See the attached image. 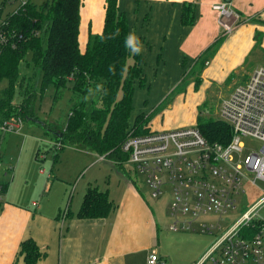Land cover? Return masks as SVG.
Here are the masks:
<instances>
[{
  "label": "rangeland",
  "instance_id": "1",
  "mask_svg": "<svg viewBox=\"0 0 264 264\" xmlns=\"http://www.w3.org/2000/svg\"><path fill=\"white\" fill-rule=\"evenodd\" d=\"M33 1L39 4L45 2V0ZM239 24L241 21L237 20L236 26ZM18 43L19 41H16L15 47ZM84 47L80 44V51H84ZM262 59L264 63V58ZM18 66L12 107L16 108L13 110H17V104L22 99L27 96L33 97L34 94L32 115L35 118L21 119L15 132L0 134L2 137L0 151L5 150L0 159V181L9 182L14 168L22 174L16 182L20 192L24 191L29 196L44 187L45 191L41 193V196L45 197L43 202L47 209L46 218H51L50 221L54 222V217L59 214L58 219L55 220L57 236L65 227V220L61 226L62 214L67 207H73L75 195L80 192L82 184L87 181L96 183L102 189H107L108 197L114 204L111 212L113 215H110L111 220L113 221L119 215L121 216L119 222L126 225L122 232L126 243L134 244L137 240L143 244L147 243L146 227L148 226V229L151 228L152 231L151 238L154 239L149 245L157 244L155 248L165 264H194L217 236L199 231L169 230L168 224L171 218L168 215V208L172 200L169 186L163 187L162 194L154 198L144 182V176L134 172L131 164L124 162L121 166L115 165V162L105 158L104 155H96L66 140L56 150L53 147L58 146L57 142L49 144L52 138L45 130L55 133L62 131L70 108L79 102L84 101V104L85 102L88 104L98 99L99 85L91 87V93L87 91L84 98L80 92L72 89L70 83L58 92H55L52 86L42 89L40 77L34 72L29 53ZM196 67L197 69L193 70L191 75L183 76L182 83L171 91L169 96L165 97L163 102L161 101L162 103L158 102L153 106H150L153 92L150 91L147 96H144L135 80L136 93L132 99V110L128 118L129 127L133 126V120L136 115L141 114L140 111L150 112L149 123L155 127L154 120H157L159 127L163 129L195 125L198 116L203 121L208 118H220L218 106L222 99L227 98L236 86L243 84L253 71L246 66L243 71L225 74L218 79L210 78L208 83L201 84L199 90L194 91L190 84L195 82L198 76L196 73L199 64H196ZM5 87L6 81L0 79V98L4 97ZM256 144V141L252 142V146ZM36 151L37 154H35ZM39 154L45 158L38 157ZM117 161L122 162L120 158H117ZM40 169L43 171L41 176L38 174ZM46 181H53L49 189V185H45ZM258 185L262 187L261 183ZM16 187L10 189V195L25 205V202H21L24 197H18L21 193L16 192L18 191ZM244 191L236 211H230L227 214L231 221L264 195L263 191L249 185L245 186ZM28 207L30 208V204ZM257 215L264 221V203L258 209ZM212 217L210 215L201 220Z\"/></svg>",
  "mask_w": 264,
  "mask_h": 264
},
{
  "label": "crops",
  "instance_id": "2",
  "mask_svg": "<svg viewBox=\"0 0 264 264\" xmlns=\"http://www.w3.org/2000/svg\"><path fill=\"white\" fill-rule=\"evenodd\" d=\"M221 1H229L241 19V24L226 35L221 34L217 14L211 9L212 3ZM183 4H190L193 8L191 25L181 24ZM117 5L127 17L129 33L135 32L143 44L139 54L144 86L139 89L144 96L153 92L150 106L169 96L182 83L184 75H191L197 69V58L203 54L207 59L196 73L199 86L208 83L210 78L218 79L225 74L243 71L246 66L251 71L264 66V0H117ZM103 20L104 0H82L79 48L80 44L86 45L89 34L101 32ZM190 86L195 91V82ZM135 93L136 84L133 96ZM139 113L150 114L146 111ZM154 121L155 127L151 123L147 127L163 129L157 120ZM45 131L51 136L49 144H52L59 133ZM38 157L45 158L41 154ZM38 174H43L42 169ZM21 175L13 168L10 181H0V184H6L5 193L0 196V264H21L22 258L16 254L19 243L26 238L33 239L45 253L41 264H145L149 250L157 246L155 243L149 245L154 239L148 226L147 243L137 239L134 244L126 243L122 233L126 225L119 222V215L113 219L115 222L111 220L112 210L105 218H76L75 213L88 186L107 191L91 181L82 184L80 192L75 195L73 207H67L63 212L65 227L57 236L55 220L59 214L54 217V222L46 218L45 197L41 196L44 187L29 196L24 191L20 192L16 182ZM45 183L49 189L53 181ZM12 187L21 193L18 197H24L21 202L25 205L10 195Z\"/></svg>",
  "mask_w": 264,
  "mask_h": 264
},
{
  "label": "built area",
  "instance_id": "3",
  "mask_svg": "<svg viewBox=\"0 0 264 264\" xmlns=\"http://www.w3.org/2000/svg\"><path fill=\"white\" fill-rule=\"evenodd\" d=\"M28 3L0 0V54L5 48H16V41L23 38L8 26L6 18ZM211 9L217 14L222 35L241 21L229 1L212 3ZM218 114L217 119L229 129L227 143L209 142L195 125L149 128L145 133H136L130 126L120 150L134 172L144 176L152 197L169 186V230L217 236L196 264H264V221L257 215L264 195L233 221L227 216L236 211L246 185L264 192V66L255 68L222 99ZM20 123L16 116L0 119V134L15 132ZM210 215L211 219L201 220ZM61 218L62 225L63 214ZM145 264L165 263L153 247Z\"/></svg>",
  "mask_w": 264,
  "mask_h": 264
},
{
  "label": "trees",
  "instance_id": "4",
  "mask_svg": "<svg viewBox=\"0 0 264 264\" xmlns=\"http://www.w3.org/2000/svg\"><path fill=\"white\" fill-rule=\"evenodd\" d=\"M81 4L82 0H45L42 4L29 0L23 9L6 18L8 26L21 33L23 38L18 40L16 48H5L0 54V79L6 81L4 97L0 98V119L9 116L35 118L32 115L34 94L22 99L17 104V110L12 107L18 65L29 53L42 89L52 86L58 92L70 83L72 89L84 98L89 89L101 86L98 99L88 104L79 102L70 108L64 129L56 136L55 142L62 145L66 140L96 155H104L121 166L127 161L120 144L129 127L135 80L139 88L144 86L141 56L125 46L129 26L125 13L119 11L117 0H104L102 30L88 35L85 49L81 52L78 44ZM180 21L183 25L192 24L193 8L190 4H183ZM206 59V54L197 58L199 68H203ZM199 83L196 77L195 91ZM150 117V114L141 113L134 118L136 133L149 130L146 126ZM195 126L209 142L229 141V129L219 119L203 121L198 116ZM117 158L122 162L118 163ZM5 190L6 184H0V196ZM112 209L113 203L107 191L88 186L75 217L105 218ZM16 256L22 258L21 264H41L45 253L33 239L26 238L19 243Z\"/></svg>",
  "mask_w": 264,
  "mask_h": 264
},
{
  "label": "clouds",
  "instance_id": "5",
  "mask_svg": "<svg viewBox=\"0 0 264 264\" xmlns=\"http://www.w3.org/2000/svg\"><path fill=\"white\" fill-rule=\"evenodd\" d=\"M125 46L129 48L134 54H139L143 49V44L139 41L135 32H131L127 35L125 39ZM110 70L112 69L110 68ZM98 87H101V86H98ZM89 92L91 93V89H89Z\"/></svg>",
  "mask_w": 264,
  "mask_h": 264
}]
</instances>
